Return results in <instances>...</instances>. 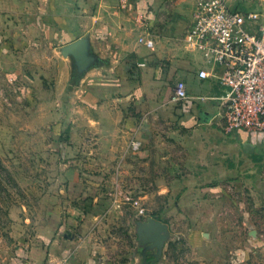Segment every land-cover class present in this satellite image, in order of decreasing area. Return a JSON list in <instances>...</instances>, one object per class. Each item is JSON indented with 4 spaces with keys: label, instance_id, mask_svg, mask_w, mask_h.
<instances>
[{
    "label": "rangeland",
    "instance_id": "374dc122",
    "mask_svg": "<svg viewBox=\"0 0 264 264\" xmlns=\"http://www.w3.org/2000/svg\"><path fill=\"white\" fill-rule=\"evenodd\" d=\"M227 3L264 21V0ZM9 59L0 53V264L31 262L58 234L93 227L90 199L105 204L94 208L99 236L111 233L117 251L134 245L136 227L164 239L171 264H264V188L236 178L201 196L161 189L187 157L159 136L197 132L153 119L154 101L171 108L163 95L122 102L117 123V95L88 88L117 77L85 78L78 66L69 77L49 46Z\"/></svg>",
    "mask_w": 264,
    "mask_h": 264
},
{
    "label": "crops",
    "instance_id": "0c3cea01",
    "mask_svg": "<svg viewBox=\"0 0 264 264\" xmlns=\"http://www.w3.org/2000/svg\"><path fill=\"white\" fill-rule=\"evenodd\" d=\"M194 1L0 0V53L11 61L9 57L26 45L49 46L67 62L69 77L75 66L85 72V78L117 77V82L88 86L98 96L117 95V123L122 102L127 105L138 96L156 100L163 95L171 108L154 101L153 119L176 128L193 126L197 132L159 136H169L187 157L182 165L185 172L163 178L161 189L192 190L201 196L236 178L264 188V133L226 131L225 119L212 98L219 92L212 74L220 69L212 67L187 36ZM201 67L209 68L210 77L198 76ZM179 79L186 82L187 97L174 100L173 87ZM99 202H87L93 206L87 214L93 227L58 234L49 246L35 248V258L25 264H171L164 239L157 245L149 238V229L129 230V237L136 241L123 252L106 240L111 233L101 239L94 208L105 204ZM137 235L143 237L141 245Z\"/></svg>",
    "mask_w": 264,
    "mask_h": 264
},
{
    "label": "built area",
    "instance_id": "2783aa9c",
    "mask_svg": "<svg viewBox=\"0 0 264 264\" xmlns=\"http://www.w3.org/2000/svg\"><path fill=\"white\" fill-rule=\"evenodd\" d=\"M252 9L230 7L227 0H195L193 20L187 30L189 42L212 67L219 85L213 95L230 133L243 130L264 133V21ZM147 45H151L149 41ZM214 65V66H213ZM208 67L197 74L210 77ZM187 97V85L176 80L172 99Z\"/></svg>",
    "mask_w": 264,
    "mask_h": 264
},
{
    "label": "water",
    "instance_id": "95a60500",
    "mask_svg": "<svg viewBox=\"0 0 264 264\" xmlns=\"http://www.w3.org/2000/svg\"><path fill=\"white\" fill-rule=\"evenodd\" d=\"M151 225L153 226V225H155V226H158V225H161L160 223H158V222H155V221H151ZM154 227V226H153ZM150 231V230H149ZM150 234H149V238L150 239H152V240H154L156 243H158V239L156 238V236H155V234H154V232H153V230L151 229V231L149 232Z\"/></svg>",
    "mask_w": 264,
    "mask_h": 264
}]
</instances>
